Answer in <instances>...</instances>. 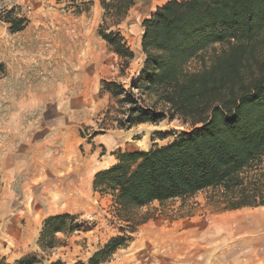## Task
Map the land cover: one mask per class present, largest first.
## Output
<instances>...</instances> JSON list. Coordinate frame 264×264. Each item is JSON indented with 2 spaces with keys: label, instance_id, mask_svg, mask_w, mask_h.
<instances>
[{
  "label": "rangeland",
  "instance_id": "374dc122",
  "mask_svg": "<svg viewBox=\"0 0 264 264\" xmlns=\"http://www.w3.org/2000/svg\"><path fill=\"white\" fill-rule=\"evenodd\" d=\"M96 1L86 6L82 1L0 0V264L27 257L44 264L88 262L117 238L127 247L103 264H163L162 257L148 254L145 240L156 236L147 231L178 229L171 241L155 242L159 256L187 240L182 227L201 224L205 233L217 219L264 211L224 212L209 201L210 193H201L118 213L112 196L94 191V176L110 157L165 145L188 129L179 120L115 129L106 117L113 103L101 93L103 82L128 89L138 77L145 63L142 23L172 0H136L127 19L110 30L120 32L135 55L128 68L99 35L104 12ZM12 9L28 20L16 34L1 20ZM221 50L220 45L210 48L189 69H200L201 60L209 64ZM105 135L109 138L101 142ZM63 214L74 220L65 233L56 234L54 247L43 251L45 221Z\"/></svg>",
  "mask_w": 264,
  "mask_h": 264
},
{
  "label": "trees",
  "instance_id": "16d2710c",
  "mask_svg": "<svg viewBox=\"0 0 264 264\" xmlns=\"http://www.w3.org/2000/svg\"><path fill=\"white\" fill-rule=\"evenodd\" d=\"M67 1L89 6L96 0ZM98 1L104 12L99 35L128 68L135 55L121 33L110 30L127 19L136 0ZM1 20L12 34L28 25L14 9ZM142 28L143 69L128 89L103 82L101 93L113 103L106 117L118 130L167 120L188 129L148 151L117 154L116 163L95 174L94 191L112 196L118 213L201 193H210L209 201L224 212L264 207V0H172L157 7ZM217 45L222 50L209 64L201 60L200 69H189ZM73 220L63 214L45 221L43 251ZM126 247L117 238L88 262L75 264H103ZM14 264L44 263L27 257Z\"/></svg>",
  "mask_w": 264,
  "mask_h": 264
},
{
  "label": "bare ground",
  "instance_id": "6f19581e",
  "mask_svg": "<svg viewBox=\"0 0 264 264\" xmlns=\"http://www.w3.org/2000/svg\"><path fill=\"white\" fill-rule=\"evenodd\" d=\"M209 228L204 233L201 224L182 227L187 240L160 253L163 264H264V211L223 217ZM154 230L146 233L156 236L159 244L171 241L178 232L177 228L164 226ZM191 237L199 239L189 242Z\"/></svg>",
  "mask_w": 264,
  "mask_h": 264
},
{
  "label": "crops",
  "instance_id": "0c3cea01",
  "mask_svg": "<svg viewBox=\"0 0 264 264\" xmlns=\"http://www.w3.org/2000/svg\"><path fill=\"white\" fill-rule=\"evenodd\" d=\"M13 1V0H12ZM97 3V1H95V4ZM143 29V28H142ZM142 33H143V31H142ZM113 138H115L114 136H112ZM105 138H109V136H100V140H101V142H103L102 140H104ZM115 143H117V139L115 138ZM113 146V145H112ZM114 163H116V159L115 158H111L110 157V159H108L107 161H106V164H107V166H104L102 169H100V170H103V169H107V168H109L110 166H112ZM109 164V165H108ZM260 208H263L264 209V207H260ZM258 209V208H257ZM225 216V215H224ZM145 230H148V228L147 229H145ZM145 230L143 231V232H145ZM153 231H155V230H153ZM156 242V240H145V243H144V245L146 246V247H150V251H148L147 253L149 254V255H151V256H153L152 258H159V259H161V257H159V256H157L158 254H157V243H155ZM156 255V256H155ZM162 260V259H161ZM162 262V261H161Z\"/></svg>",
  "mask_w": 264,
  "mask_h": 264
}]
</instances>
